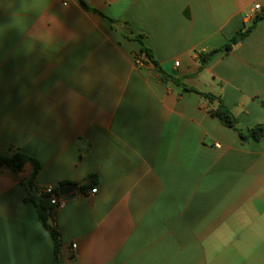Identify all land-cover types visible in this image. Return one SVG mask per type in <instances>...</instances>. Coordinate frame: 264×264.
Masks as SVG:
<instances>
[{"label":"crops","instance_id":"crops-1","mask_svg":"<svg viewBox=\"0 0 264 264\" xmlns=\"http://www.w3.org/2000/svg\"><path fill=\"white\" fill-rule=\"evenodd\" d=\"M86 1L102 15L0 0V155L41 163L34 195L53 209L63 264H264V138L243 142L217 103L161 81L131 38L240 128L264 125V21L197 74L198 54L264 0ZM32 173L0 167V264H55ZM64 184L78 189L54 209L43 190Z\"/></svg>","mask_w":264,"mask_h":264},{"label":"trees","instance_id":"trees-1","mask_svg":"<svg viewBox=\"0 0 264 264\" xmlns=\"http://www.w3.org/2000/svg\"><path fill=\"white\" fill-rule=\"evenodd\" d=\"M83 8H85L88 11H92L95 13H100L98 10L90 7L86 0H79ZM101 14V13H100ZM102 15V14H101ZM104 16V15H103ZM106 17V16H104ZM108 21L115 25L118 23H121L118 20H114L111 18H108ZM262 21H264V7L261 8L259 12H257L254 16L253 23L249 27H244L237 31V33L228 40L227 44L223 47L219 48H213L211 50H207L204 52H200L198 54V61H199V68L198 73H201L204 71V69L210 64V62L213 60V58L221 52H230L235 45L243 41ZM131 38L139 41L142 45L140 54L144 55L149 62H151L157 71L159 72V76L161 81H163L165 84H170L175 87L181 88L183 92H191L195 91L200 93L204 98H206L211 104L217 103V106L212 108L211 115L214 117H217L224 125L227 127L233 128L236 130L243 142H251V141H259L264 138V125L263 124H256L253 127L250 128H240L238 124V119L236 115L232 112L231 109H229L223 102V100L212 93L207 92H199L191 87H189L182 79L169 74L164 70V68L160 65V63L157 61L154 52L145 46V44L142 41L141 36H131ZM139 55V56H141ZM138 56V57H139ZM264 105V101H263ZM27 163H30L33 166V173L32 176L28 182V189L32 196V201L35 204L39 217L43 223V226L45 229L51 234L54 244H55V264H63L61 258H60V248H61V239H60V233L55 224L52 222L53 217V209L49 208L44 203V198H38L34 195L35 188L33 186V182L37 175L42 170L41 163L20 151H15L13 155L11 156H1L0 155V167L7 166L11 168L14 171H22L23 168Z\"/></svg>","mask_w":264,"mask_h":264},{"label":"built area","instance_id":"built-area-1","mask_svg":"<svg viewBox=\"0 0 264 264\" xmlns=\"http://www.w3.org/2000/svg\"><path fill=\"white\" fill-rule=\"evenodd\" d=\"M262 6L257 4L254 6L253 8V13L254 15L259 12L261 10ZM137 64L142 65L144 64V60L141 57L137 58ZM176 65H179V63L177 62ZM97 192V189H93L91 191L92 194H95ZM44 195L46 196L49 204L51 207H53L54 209H58V208H62L65 206L66 204V199L64 196H62L61 194H59L55 188L53 187H47L43 190ZM73 248L76 249L77 245H73Z\"/></svg>","mask_w":264,"mask_h":264},{"label":"water","instance_id":"water-1","mask_svg":"<svg viewBox=\"0 0 264 264\" xmlns=\"http://www.w3.org/2000/svg\"><path fill=\"white\" fill-rule=\"evenodd\" d=\"M78 189V186L75 184H64L60 188V194L62 196L68 195L69 193L74 192L75 190Z\"/></svg>","mask_w":264,"mask_h":264}]
</instances>
